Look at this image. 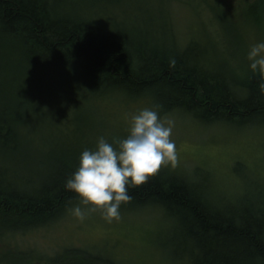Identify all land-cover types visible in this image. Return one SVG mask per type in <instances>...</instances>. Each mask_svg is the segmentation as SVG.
I'll use <instances>...</instances> for the list:
<instances>
[{
	"label": "trees",
	"instance_id": "obj_1",
	"mask_svg": "<svg viewBox=\"0 0 264 264\" xmlns=\"http://www.w3.org/2000/svg\"><path fill=\"white\" fill-rule=\"evenodd\" d=\"M263 1L255 0L252 5L263 6ZM84 2L0 0V57L4 58L0 61L6 60L10 67L7 75L0 73V154L4 157L10 159L9 154L17 153L21 145L23 99L30 100L33 92L40 93L53 80L62 89L147 98L159 113L181 111L206 125L264 126V75L260 72L249 70L244 78L235 79L218 66L220 55L203 52L193 39L184 47L175 43V49L157 46L149 39L159 38L158 33L150 35L142 28V17L127 26L123 19L127 0L113 7L107 20L111 24L121 21L129 31L107 26V20L102 24L100 16L84 14L105 7ZM133 7L129 9L139 10V6ZM116 12L122 17H115ZM7 94L10 101L2 97ZM53 150L59 153L50 165V174L34 184L9 176L5 170L10 168L0 163L3 226L43 224L78 202L76 194L65 188V181L78 166L82 150L74 144ZM185 180L156 172L143 185L128 187L132 199L120 209L154 207L165 215L170 221L163 229L167 234L155 231L152 236L170 261L264 264V191L251 197L254 199L244 192L234 200L214 203L203 179ZM53 262L113 264L74 248Z\"/></svg>",
	"mask_w": 264,
	"mask_h": 264
},
{
	"label": "rangeland",
	"instance_id": "obj_2",
	"mask_svg": "<svg viewBox=\"0 0 264 264\" xmlns=\"http://www.w3.org/2000/svg\"><path fill=\"white\" fill-rule=\"evenodd\" d=\"M83 1L85 5L105 6L98 13L95 7L90 13L84 12L91 17H102L99 22L105 24L111 9L123 0ZM254 2L127 0L123 19L131 27L134 18L142 17V28L150 35H159L149 41L167 50L175 49V43L184 47L190 39L198 41L203 52L220 55L216 58L218 66L226 68L231 77L241 79L251 70L247 59L250 45L264 40V1L263 6L252 5ZM133 5L139 6V10H133ZM115 17L119 19L122 14L116 12ZM111 22L117 26L109 21L106 25L129 31L123 22ZM211 38L219 43H213ZM1 43L6 42L1 40ZM9 69L6 60L0 61V73L5 76ZM53 82L40 93L33 92L30 100L23 99L26 105L21 107L24 123L19 130V150L9 154L10 159L0 154V163L10 168L5 170L9 176L26 184L38 183L50 174V165L59 153L52 151L53 148L74 144L83 151L93 148L101 135L110 141L123 137L133 113L146 106L155 107L147 98H126L120 92L99 94L84 89H62ZM2 97L9 100L8 94ZM160 115L174 121L176 161L162 165L158 173L178 175L190 181L203 179L204 189L214 203L219 199H224L222 203L234 200L244 192L254 199L259 191H264V126L206 125L175 110ZM7 180L11 183V177ZM120 211L118 220L105 218L100 210L80 220L67 209L46 223L25 228L11 229L0 223V264H54L55 257L73 248L113 264H189L183 260L170 261L165 251L155 246L152 235L155 231L167 234L163 229L170 222L159 209Z\"/></svg>",
	"mask_w": 264,
	"mask_h": 264
},
{
	"label": "clouds",
	"instance_id": "obj_3",
	"mask_svg": "<svg viewBox=\"0 0 264 264\" xmlns=\"http://www.w3.org/2000/svg\"><path fill=\"white\" fill-rule=\"evenodd\" d=\"M247 59L253 72L264 74V40L250 45ZM173 124L155 107L146 106L131 115L125 136L111 141L97 137L93 148L80 153L78 166L65 181L78 199L70 213L83 220L100 210L109 220L120 219L121 204L132 199L128 187L143 185L162 165L175 163Z\"/></svg>",
	"mask_w": 264,
	"mask_h": 264
},
{
	"label": "bare ground",
	"instance_id": "obj_4",
	"mask_svg": "<svg viewBox=\"0 0 264 264\" xmlns=\"http://www.w3.org/2000/svg\"><path fill=\"white\" fill-rule=\"evenodd\" d=\"M115 36V35H114ZM204 69V68H203ZM161 101V100H160ZM200 112V111H199ZM245 120V119H244ZM252 126V125H251ZM174 173V172H173ZM28 179V178H27ZM186 181V180H185ZM196 181V180H195ZM199 183V182H198ZM19 191V190H18ZM28 192V191H27ZM242 195V194H241ZM211 201V200H210ZM256 202V201H255ZM151 204V203H150ZM161 209V208H160ZM5 217V216H4ZM12 229V228H11ZM162 243V242H161ZM196 248V247H195ZM193 250V249H192ZM195 259V258H194ZM115 264V263H114Z\"/></svg>",
	"mask_w": 264,
	"mask_h": 264
}]
</instances>
